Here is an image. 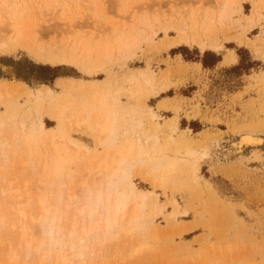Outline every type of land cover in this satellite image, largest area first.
<instances>
[{
	"label": "rangeland",
	"instance_id": "rangeland-1",
	"mask_svg": "<svg viewBox=\"0 0 264 264\" xmlns=\"http://www.w3.org/2000/svg\"><path fill=\"white\" fill-rule=\"evenodd\" d=\"M27 1L30 2L24 20L28 23L31 20V26L38 27L35 28L37 31L36 43L33 37L30 39L34 42L30 39H27L26 42L25 39H21L22 41L15 43L11 49L0 53V79L11 85L30 89L32 93H36L38 89H44L45 86L53 89L55 95L46 96L47 99L44 101L46 108H44L45 111L43 110V117L38 119L36 116L33 118L36 119L35 122L44 123L48 129L57 128L69 133V136L96 149L94 137L80 131L77 132V130L69 131L66 118L73 119L81 112L91 111L97 105L99 96L102 94H106L107 97L109 95L107 107L114 109L112 95L114 96L115 91L119 90L118 98L121 107L119 104L118 106L122 114L128 115L137 110L136 108L149 105L159 115V121L162 124L165 125L164 122L173 116L179 120L180 129L174 135L173 142L168 140L170 131L167 126L159 134L162 146L169 149L170 155H175L179 159L181 156H190L191 149L197 153L196 160L199 168L197 182L189 177L186 166L172 168L171 177L163 187H156L154 184L144 181L137 176L136 171L133 173L134 180L133 178L132 180L139 192L152 191L159 195V202L155 195L150 196L151 198L146 201L147 216L143 221L146 227H139L136 222H132L130 214L120 223L121 225L117 226L114 232L100 234L95 239L89 238L88 243L82 244L83 246L80 244V239L84 235L80 231L78 234L81 235L74 237L75 239H70L64 234L62 242L65 248L61 252L65 255L68 254V245H81L82 249L85 247L86 256L83 264H264V8L257 9L255 0H233L230 3L233 15L231 14L224 20L221 27H211L204 32V35L210 39H214L218 32L221 33L220 37L224 40L227 48L237 55L235 64L224 63L223 56L210 51H207L205 55L197 46L175 47V40L179 39L180 35L176 29H171L169 37L160 31L155 42L145 40L139 44L141 46L137 45L138 47L131 49L129 53L132 54L136 50V54L129 58L125 65H120L116 60L113 61L114 63L110 61L103 65L104 70L91 75L84 71V62L72 52L68 37L64 34L70 30L71 32L76 30V34L81 32L79 36L91 32L92 35L85 34V36L94 37L91 38L92 41L99 40L97 35L100 39H103V36L104 39H108L111 35L107 31L106 25L111 22L110 27L114 26L116 30H121L119 39H123L124 33L127 31V41L130 42L140 32L126 24L129 18H127L128 13L119 14L120 7L122 9L123 6L119 5V8L115 5L111 6L114 3L112 0L109 2L108 0H92V5H95V9L98 11L96 15L91 14V16L93 15L92 20L88 16L92 8L91 0H88L90 2L73 0L74 4L69 3L71 0H63V3L61 0H56V2L51 0L50 2L55 3L54 9L48 8L47 3L45 5L47 9L46 7L42 9L44 0H39L42 5L38 0ZM143 1H146L147 5L143 4ZM143 1H141L142 5L138 0H133V3L128 1L127 4H129L126 6L130 9V6L135 4L138 9L136 6L132 9V6L131 12L146 15L159 8L162 13L166 11L162 15L167 20L169 19L168 21L175 20L176 15L174 17V14L179 11L178 14L184 16L188 12L187 10L196 12L201 8L200 5H206V2L210 5L215 4V0H213L214 4L213 2L209 3L210 0H205L204 4L203 0H199L202 2L201 4L197 0H175L176 4L173 0H165L162 4L161 0H152L151 3V0ZM155 2L156 4L160 3L157 4L158 7ZM173 2L174 4H172ZM208 4L204 7L210 8ZM39 5L42 7L41 11L40 8L38 9ZM60 5L62 12L59 9ZM189 6H191L190 9H187ZM241 6L244 7V13L240 11ZM142 7L147 8L143 9ZM84 8H86L85 11ZM140 8L143 10L141 11ZM256 9L259 10L258 16L254 14ZM158 11L155 13L158 14ZM73 12L79 14L78 18L75 15L76 20ZM152 14L150 16L157 18L160 15ZM98 16L100 17L98 18ZM37 19L39 20L37 21ZM102 22L106 25L101 24ZM103 26L106 29H103ZM2 27L0 30H3ZM154 27L158 28L157 25ZM114 28H111L113 33L116 31ZM5 29L4 32L1 31L4 37L7 34L10 35V32L7 33ZM102 31H106V33L101 34ZM189 33L191 35L197 33L195 25L190 26ZM2 34L0 37H3ZM64 36L66 41L63 40ZM37 41L42 42L38 44L39 47L46 46L48 48H43L45 53L39 49ZM58 46L59 48H57ZM63 51L68 53L66 56L71 60L68 61L69 64L63 61L46 60L50 54L52 59L62 57L65 54L60 52ZM203 60L207 64L206 67L202 64ZM92 63L91 67L96 65L95 62ZM147 68L155 73L157 79L167 75L171 81L170 90L164 92L165 94L163 93L157 99H149V94L146 92L144 94V90L141 89L142 81L137 85V83L127 80L138 70ZM138 92H141L140 95ZM27 99V94L23 92L20 100L21 110H18L16 100L12 103L13 107L0 104V121L6 124L3 128L0 126V129H3L5 133L0 136V140L2 139L3 142L9 143L11 146L13 144L10 135L12 129L8 126L11 113L16 114L28 132L33 121L28 117V119H22V117L29 115L30 112L33 113V117L37 115L36 111L42 98L36 94L32 101ZM63 110L65 115L60 118L59 122L55 121L56 118L53 119L55 114ZM144 125V130L152 131L146 121ZM18 127L20 126L16 125L15 129ZM120 129L119 142L122 144L124 129L123 127ZM140 131L142 130H136V132ZM247 132L259 134L262 138L261 144L243 145L241 155L244 154V160L241 155H236V157L239 156L238 160L235 156L224 157L227 148H231L232 143L240 141V135ZM130 134L132 135V132ZM143 144L145 149H152V143L146 145L143 141ZM189 144L191 147H188ZM26 151L25 148L18 149V158L26 156ZM255 151L259 153L260 157L255 155ZM252 152L257 159L252 156ZM33 155L37 157L35 150ZM262 157L263 159H261ZM17 161L19 162V160ZM18 162L17 164H19ZM15 167L17 166L15 165ZM75 171L73 168L72 172ZM28 172L27 169H20L22 174L26 175ZM63 183L67 186L66 179ZM152 203L157 206L156 210H152L150 205ZM175 203L179 204L181 214L176 212ZM161 205L163 206L161 207ZM55 208L53 207L50 216L55 214L53 212ZM29 211L36 215L35 209L32 211L29 209ZM12 218L16 219L17 217L12 216ZM71 221L70 217V219H66V223L64 221L58 223L59 225L54 223L55 229L61 231ZM32 230L35 229H31V233ZM18 234L0 227V264H44L41 254L34 253L30 257L26 256L18 246L22 242V238ZM32 235L38 241L42 239L39 235L34 233ZM41 242L47 248L46 240L42 239Z\"/></svg>",
	"mask_w": 264,
	"mask_h": 264
},
{
	"label": "bare ground",
	"instance_id": "bare-ground-1",
	"mask_svg": "<svg viewBox=\"0 0 264 264\" xmlns=\"http://www.w3.org/2000/svg\"><path fill=\"white\" fill-rule=\"evenodd\" d=\"M50 1L51 0H44L43 2L45 3L42 8L40 7L42 3L38 0V2H40L39 4H41L39 5L38 9L40 8V11L42 9H45V5L47 4L48 8L50 7V9H54L55 3ZM61 1V3L64 2L63 0ZM72 1L73 0H71L69 3L74 4ZM128 1H132L133 3V0H112V2L114 3H112L111 6H123L122 9L120 7L119 14L121 15L122 12H124V15L128 13L127 18L129 17L130 20L129 18L127 20L125 16L127 20L126 24H129L130 27H134L140 32V34H138V36L133 38L130 42L127 41V31H124V38L119 39L121 35L120 29L122 25L119 29L120 31H118L114 28V26L110 27L111 22H107L109 26L104 22L101 23L105 24L106 27H108L107 31L111 35L108 39H104L103 35V39H100V37L97 35V38H99V40L92 41L94 37H91V32L85 33L91 35L85 36L84 34V36H79V33L81 32L76 34V30V33L73 30L72 32L70 30L66 32L68 35L66 33L64 34L66 37H68L67 40L69 42V46L72 47H70L72 49V52L75 53L77 57L82 60V62H84V71L92 75V73H97L101 70H104L103 65L110 61L113 62L114 60H116L120 65L123 66L127 63V60L129 58L136 54V50H134L132 54L129 53L131 49H134L137 45L145 40L149 42H155L156 38L160 35V31H162L166 37H169V34H171L169 33L171 29H176L180 35L179 39L175 40V47L187 46L188 48L197 46L203 54H205L207 51H210L217 55L223 56L224 63L226 64H235L237 62L236 53L227 48V46L223 42L224 40L222 39V37H220L221 33L219 34L218 32L214 39H210L208 38V36L204 35V32H206V30L210 29L211 27H221L224 20L231 16L233 12L231 10L230 3L233 0H215V4L213 0H210L209 3L213 2L214 4L210 5L206 2V5L208 4L210 8L204 7L205 0H203L204 5L201 4L202 2L197 0L202 5H200V9H196V12L193 10H187L188 12H186L185 15L183 14L184 16L178 14L180 12L179 11L178 13L174 14V17L175 15L176 17L173 21H168L169 19L167 20L162 15L166 11L162 13L159 8H156L157 10H155V12L159 10L161 13L158 11L157 14L153 10L152 13H154L152 14V9L149 10V12L152 15L157 14L156 16L160 14L161 16L159 15L158 18L162 19L161 21H159L157 17L150 16L151 14L149 13H147L148 15L144 13H132L131 7L133 6V9L136 5L130 4V9H128V6H126L129 4H127ZM139 1L141 2L143 0H138V2ZM153 1L151 0L150 3ZM173 1L175 2V0ZM255 1L256 6L258 7H256L257 9H259L260 7L264 8V0ZM29 2L27 0H0V28L3 26V30L6 28L7 30L5 29V31L7 33L8 31L10 32V35L7 34L6 36L4 34V37L1 32L3 30H0V34H2L1 36H3L0 37V53L8 51L9 49H11V46H13L21 39H25L26 42L27 39L33 37L36 43V29L38 27L31 26V20L29 23L25 22L24 20V15L28 10ZM54 2H56V0ZM140 2L139 4L142 5V2ZM162 2H165V0H161V4ZM174 2L172 4H174ZM90 3L89 4L91 6L92 0ZM115 3L119 4L116 6ZM143 4H146V1H143ZM157 4L155 2V5L158 7ZM91 7L90 8L92 10V13L91 10H88L90 12V15L88 16H90L92 19V16L96 15L98 11L97 9H95V5H92ZM190 7L191 6L187 7V9H190ZM142 8H140L141 11L147 7L143 9ZM59 9H61L62 12V6ZM136 9H138L137 6ZM257 9L254 12L256 16L259 15V10ZM85 10L86 8H84V11ZM138 11L139 10H137L136 12ZM240 11L241 13H244L243 6H241ZM73 14L72 17L77 15L78 18L79 14L76 13L74 14V16ZM91 14L93 15L91 16ZM167 15L169 16L168 13ZM99 17L100 16H98V18ZM74 18L76 20V16ZM98 18L96 17V20ZM38 20L39 19H37V21ZM155 25H157L158 28H155ZM191 25H195L197 29V33L194 35H191L189 33ZM104 27L105 26H103V29H106ZM111 28H114L116 30L115 33H113L114 31L111 32ZM104 33H106V31H102L101 34ZM65 36L63 40L65 39L66 41ZM30 41L33 40L30 39ZM40 43L38 42L37 45ZM63 44L64 41L62 43V46L64 47ZM43 48H46V46ZM43 48L39 47V49L43 53H45ZM57 48H59V46ZM52 50L55 51V49ZM64 51L60 53L63 54ZM66 53L67 52H65V55H63L62 57L55 59H52L53 57L50 58V54V57H47L48 59L46 60H54L57 62L63 61L67 63L70 59L68 58V56H66L68 55V53ZM92 62L96 63V65H94L93 67L90 66ZM127 80L129 82H135L137 83V85L140 83V81H142L143 85L141 86V89L144 90V94L145 92L149 94V99H157L172 87L171 81L169 77H167V75L163 76L162 78L160 77V79H157L155 73L150 68L138 70L135 75L129 76ZM41 89H38L36 93H32L30 89H27L25 87L22 88L18 85L14 86L13 84L11 85L3 79H0V104L2 105L13 107L12 103L16 100L17 108L18 110H21L20 100L22 98L23 92L27 94V98L29 99V101H32L33 97L36 94L42 98L41 104L36 111L37 115L33 117V113L30 112L29 115H24L22 117V119H26L28 117L33 121L29 131L26 132V130L24 129V125H22L23 122H20L16 114L11 113L12 116L9 117L8 126H10L12 129L10 135L13 140V144L11 146L9 143L3 142L2 139V141L0 140V227L2 229H8L9 231H15L16 234H20L22 242L18 246H20L21 250L26 254L27 257H30L35 253L37 255L41 254L42 259L46 264H83L86 252L84 250L85 247L82 249L81 245L87 244L89 238L95 239L100 234L114 232L117 226L121 225L120 223H122V221L130 214L132 217L130 218L132 222H136L139 227H144L146 224L144 225L143 221L147 216L146 201L148 200V198H151L150 196L155 195L156 200L159 202V195L152 191H149L148 193L139 192L135 183L133 182V173L135 171L137 172V176L142 178L144 181L154 184L156 187H163L166 181L171 177V170L186 166L189 177L192 178L194 182H197V179L199 178V168L197 166V153L195 152V150L189 149L190 156H181V158L178 159L175 157V155H170L169 149L164 148L161 144L159 134L163 132V128L165 126H167L168 130L170 131L168 135L169 142L174 141V135H176L180 129L179 120L176 117L173 116V118H170L168 121L164 122V125L159 121V115L154 111V109L151 106L146 105L145 103V107L136 108V106L135 108L137 110H134L131 114L124 115L120 111L121 105L119 104L118 98V94L120 92L119 90L115 91L114 96L111 93L112 102L114 103H112L114 109L107 107L109 95L107 97L106 94H102L99 96V101L97 100V105L91 111L81 112L73 119L66 118V121L69 125V131L77 130V132L80 131L85 133L86 135L88 134L94 137L96 149H92L90 146L80 141L79 139H75L69 136V133L67 134L66 132L60 131L57 128L48 129L44 126V123L35 122L36 119L33 118L37 116V118L40 119L44 115V108H46V103L44 104V101L45 99H47L46 96L50 97V95L54 94L53 89L47 86H45L44 89ZM140 93L141 92H138L139 95ZM118 104L120 105V107L118 106ZM63 115H65L64 110L62 112L58 111L53 119L56 118L55 121L59 122L60 118ZM145 121L150 125L152 131L143 129V126H145ZM16 125H19L20 127L15 129ZM0 126L3 128L4 126H6V124L0 121ZM121 127H123L124 129V142L122 144L119 142L121 136H119ZM138 129H141L142 131L136 132V130ZM130 132H132V135L130 134ZM3 133L4 130L0 129V136H2ZM240 137V141L235 142L234 144L232 143V146H230L231 148H227V150L225 151L226 155H223L224 157L229 158V156H240L242 154L243 145H259L262 142V138L259 134H254L251 132L243 133L240 135ZM143 141L146 145L148 143H152V149H145ZM188 147H191V145L189 144ZM20 148L21 150L22 148H25V151L27 150V155L18 158L17 150ZM34 150L37 153V157H34L33 155ZM254 153L255 155L257 154V157H260L258 156V152L256 153L255 151ZM243 155H241L242 158L245 157ZM252 156H254L253 152ZM256 156H254L255 159H257ZM238 157H236L237 160ZM249 157L252 158L251 156ZM261 159H263V157ZM17 160H19V162ZM16 161L19 164H17ZM14 164L17 167H15ZM73 168H75V172H72ZM20 169H27L29 172L25 175L26 172L22 174L20 173ZM65 179L67 186H65L63 183ZM49 202L50 205H48ZM150 205L153 208L152 210L157 209V206H155L154 203ZM162 206L163 205H161V207ZM174 206L176 212L181 214L179 204L175 203ZM53 207H56L53 211L55 214L53 216H50ZM29 209L31 211L32 209H35L36 215H33L29 211ZM185 214L187 215L189 213ZM12 216H15L17 218L14 219L12 218ZM70 217L72 221L70 224L68 223L69 225L66 224L65 229L61 231L59 229H55L54 223H63V221L65 222L66 219H70ZM31 229H35L32 230V233L39 235L43 240H46L47 248L43 244V242H41L42 239L38 241L33 237ZM78 231H80V233L84 235L80 239L81 245H68L67 250H69V253L65 255L63 252H61L65 248V245L62 242L64 234L67 235L66 237L72 239L80 234H78ZM14 237L16 238V236Z\"/></svg>",
	"mask_w": 264,
	"mask_h": 264
},
{
	"label": "trees",
	"instance_id": "trees-1",
	"mask_svg": "<svg viewBox=\"0 0 264 264\" xmlns=\"http://www.w3.org/2000/svg\"><path fill=\"white\" fill-rule=\"evenodd\" d=\"M208 53H209V52H208ZM205 55H206V54H205ZM219 62H220V61H219ZM202 64H203V66H204V67H206V66H207V64L205 63V61H204V60L202 61Z\"/></svg>",
	"mask_w": 264,
	"mask_h": 264
},
{
	"label": "crops",
	"instance_id": "crops-1",
	"mask_svg": "<svg viewBox=\"0 0 264 264\" xmlns=\"http://www.w3.org/2000/svg\"><path fill=\"white\" fill-rule=\"evenodd\" d=\"M200 66H202L201 64H199Z\"/></svg>",
	"mask_w": 264,
	"mask_h": 264
}]
</instances>
